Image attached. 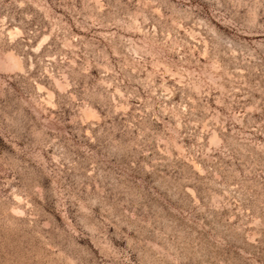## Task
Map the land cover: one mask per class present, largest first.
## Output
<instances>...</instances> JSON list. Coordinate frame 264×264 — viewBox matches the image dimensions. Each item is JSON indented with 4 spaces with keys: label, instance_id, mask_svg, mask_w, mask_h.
<instances>
[{
    "label": "rangeland",
    "instance_id": "1",
    "mask_svg": "<svg viewBox=\"0 0 264 264\" xmlns=\"http://www.w3.org/2000/svg\"><path fill=\"white\" fill-rule=\"evenodd\" d=\"M0 264H264V0H0Z\"/></svg>",
    "mask_w": 264,
    "mask_h": 264
}]
</instances>
